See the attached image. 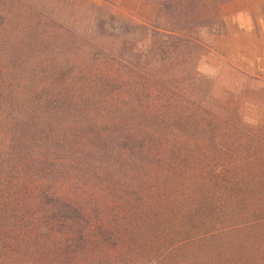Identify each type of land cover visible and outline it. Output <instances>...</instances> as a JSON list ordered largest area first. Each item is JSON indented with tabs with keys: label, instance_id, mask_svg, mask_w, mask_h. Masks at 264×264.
<instances>
[{
	"label": "trees",
	"instance_id": "16d2710c",
	"mask_svg": "<svg viewBox=\"0 0 264 264\" xmlns=\"http://www.w3.org/2000/svg\"><path fill=\"white\" fill-rule=\"evenodd\" d=\"M146 1L153 24L0 0V264L131 261L139 247L149 264L177 248L189 264H264V126L246 115L264 76L203 72L235 0ZM17 46L37 70L16 97Z\"/></svg>",
	"mask_w": 264,
	"mask_h": 264
},
{
	"label": "rangeland",
	"instance_id": "374dc122",
	"mask_svg": "<svg viewBox=\"0 0 264 264\" xmlns=\"http://www.w3.org/2000/svg\"><path fill=\"white\" fill-rule=\"evenodd\" d=\"M78 3H90L95 4L98 7H107L111 9L116 15L121 16L123 18L132 20L133 22L137 23H144V24H153L155 22L158 7L153 5L151 2H148L146 0H76ZM74 2V0H72ZM239 12H244L249 17L248 18H261L264 20V0H235L234 2H231L227 5H225L221 9V13L223 18L225 19V22H227V18L231 16H236ZM220 38V44L219 47L221 49H224V47L227 46V44L224 45L226 42L224 38L222 37H216L215 39ZM213 40L212 44L214 47V53L208 57V59L205 61V64L203 65V72L206 75H209L211 77H217L220 73H223V79L219 84H227L228 86H236L239 85L242 82L247 81V79L243 76H240L239 74H235L234 71L231 69V67H228L226 63H224L222 56H226L223 51H221L219 48L216 47V41ZM4 50V49H3ZM3 50L0 52V56L3 52ZM37 52L34 49L32 52L30 49H27L25 53H23L20 49V47H16V50L12 54V62L13 66L15 68V71L12 74V80L13 83H11L10 87L14 91L15 96H19V93L22 91V87L25 82V76L27 74L36 73V66H34V61L36 60ZM222 59V61H221ZM34 66V67H33ZM30 72H27V70H30ZM26 74V75H25ZM264 76L263 74H260V72L251 74L249 76ZM264 78V77H263ZM30 82H27V85ZM239 83V84H238ZM42 83H33L31 92H34L36 90V87L38 85L40 86ZM21 86V89H20ZM259 86V84H258ZM30 101H28V104H41L38 99L34 95H29ZM264 104V103H263ZM246 115L249 117V119H253L255 122H257L259 125L264 126V105L261 107L253 108L248 107L247 108ZM189 249V248H188ZM180 248L174 249L172 251L173 253V260L171 264H189V250L183 252H179ZM154 250H147V248L139 247L138 250H135L136 252V258L138 260H120L118 258L114 259L112 263H105V264H149L147 261L148 259H140L147 254L149 255ZM130 252V251H128ZM158 255L162 256V250L159 251ZM168 259V256L165 261H158L154 264H167L166 262ZM171 260V259H170ZM261 263V261H260Z\"/></svg>",
	"mask_w": 264,
	"mask_h": 264
},
{
	"label": "crops",
	"instance_id": "0c3cea01",
	"mask_svg": "<svg viewBox=\"0 0 264 264\" xmlns=\"http://www.w3.org/2000/svg\"><path fill=\"white\" fill-rule=\"evenodd\" d=\"M244 12L227 18L228 33L224 49L219 47L220 38L215 39L216 47L225 53L224 63L230 64L247 75L264 73V20L248 18ZM221 59V61H222ZM226 64V65H227Z\"/></svg>",
	"mask_w": 264,
	"mask_h": 264
}]
</instances>
